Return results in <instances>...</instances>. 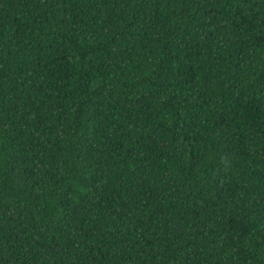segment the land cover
<instances>
[{
	"label": "trees",
	"instance_id": "trees-1",
	"mask_svg": "<svg viewBox=\"0 0 264 264\" xmlns=\"http://www.w3.org/2000/svg\"><path fill=\"white\" fill-rule=\"evenodd\" d=\"M0 264H264V0H0Z\"/></svg>",
	"mask_w": 264,
	"mask_h": 264
}]
</instances>
